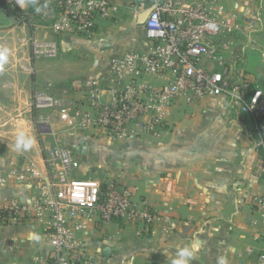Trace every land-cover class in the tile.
Segmentation results:
<instances>
[{"label": "crops", "instance_id": "1", "mask_svg": "<svg viewBox=\"0 0 264 264\" xmlns=\"http://www.w3.org/2000/svg\"><path fill=\"white\" fill-rule=\"evenodd\" d=\"M220 1L238 28L216 39L221 65L208 59L202 65L215 70L223 67L230 75L242 70L251 87L264 93V0ZM119 8L118 13L124 15L128 5ZM120 21L122 30H112L99 46L114 45L113 49L101 48L100 57L84 76H102L108 54L148 48L149 42L138 32L140 25L129 15ZM104 25L114 26L110 20ZM54 36L63 43L88 35ZM2 70H6L2 84L19 86V78L24 82L16 74L17 64ZM84 79L72 81L70 91L63 90L79 104L85 100L82 90L75 87ZM168 123L160 136L142 134L146 137L140 141H131L138 136L110 141L97 130L57 134L79 161L72 178L117 180L134 188L135 196L144 197L158 214L146 229L120 221L103 223L96 216L86 220L81 238L89 264H168L178 246L194 240L201 247L192 264H216L221 255L228 264H259L264 224L253 199L264 187L258 174L260 156L253 149L252 116L241 113L226 96L207 95L195 103L175 99ZM13 146L0 145V205L10 200L29 204L49 178L39 144L33 141L26 151H14ZM50 254L46 230L36 220L0 225V264H50Z\"/></svg>", "mask_w": 264, "mask_h": 264}, {"label": "built area", "instance_id": "2", "mask_svg": "<svg viewBox=\"0 0 264 264\" xmlns=\"http://www.w3.org/2000/svg\"><path fill=\"white\" fill-rule=\"evenodd\" d=\"M11 17L23 25L45 24L55 35H92L99 20L114 17L120 5H128L130 17L148 10L144 51L128 48L115 56L102 76L86 77L81 86L89 109L80 107L67 91L54 95L35 90L32 107L50 110L49 118L70 129L99 131L108 140L130 139L147 134L158 137L169 127V109L178 98L195 103L207 95L226 96L238 110L253 119V149L260 156L258 174L264 187V93L251 84L242 70L235 75L225 68L207 69L204 59L222 58L216 53L219 35L238 28L220 0H1ZM47 3V8L43 5ZM43 10L35 11L36 7ZM35 57H55L56 41L33 39ZM221 65V64H220ZM152 79L161 80L156 85ZM48 181L29 204L10 200L0 205V225L33 219L46 230L51 246L50 264H89L81 238L92 216L103 223L120 221L148 228L158 214L135 189L117 180L76 179L79 166L73 151L54 145L45 151ZM31 169V168H30ZM32 171V170H30ZM264 224V188L253 199ZM264 241V235H262ZM257 261L264 264V246Z\"/></svg>", "mask_w": 264, "mask_h": 264}, {"label": "rangeland", "instance_id": "3", "mask_svg": "<svg viewBox=\"0 0 264 264\" xmlns=\"http://www.w3.org/2000/svg\"><path fill=\"white\" fill-rule=\"evenodd\" d=\"M120 13L115 14L112 19L99 20L95 34L84 36L76 41L61 43L58 36H54L55 34L47 25L37 22H35L36 26L23 25L15 21L8 12L0 11V52L7 50V62L0 63V79H5L2 75L6 70L2 68L6 65L10 68V65L14 63L17 64V76L24 79L23 82L19 78L21 84L19 86H6L0 82V145L15 143L17 135L24 132L35 142V145L39 144L44 157L45 149L62 145L57 139L59 132L77 131L64 126L59 121H52L49 118L50 110H35L32 107L33 92L41 90L59 95L64 89H70L72 81L91 76L84 75L92 69L95 58L100 57L99 55L103 52L101 48L111 51L114 45L106 44L101 48L99 46L113 32L112 30L117 32L122 30L120 20L124 15L130 16L129 6L127 13L124 15ZM108 20L114 25L112 28L104 25ZM140 26L138 32L144 35V29ZM33 39L40 42L56 41L59 45L58 54L55 57H35ZM113 57L115 55L108 54L106 65ZM9 73L11 74L10 70L8 75ZM151 82L160 84L155 79ZM79 106L85 109L90 108L87 101L80 103ZM145 137L141 135L131 141H140Z\"/></svg>", "mask_w": 264, "mask_h": 264}, {"label": "clouds", "instance_id": "4", "mask_svg": "<svg viewBox=\"0 0 264 264\" xmlns=\"http://www.w3.org/2000/svg\"><path fill=\"white\" fill-rule=\"evenodd\" d=\"M47 3L43 5V8H47ZM41 7H36L35 11L37 13L42 12ZM7 62V50L0 52V63ZM33 140L24 132H20L15 140L13 150L14 151H26L32 147ZM200 242L194 240L190 243L184 244L183 246H178L174 253L171 254V259L168 261V264H192L193 259L200 252ZM216 264H228L226 256H218Z\"/></svg>", "mask_w": 264, "mask_h": 264}, {"label": "water", "instance_id": "5", "mask_svg": "<svg viewBox=\"0 0 264 264\" xmlns=\"http://www.w3.org/2000/svg\"><path fill=\"white\" fill-rule=\"evenodd\" d=\"M148 10L143 11L142 13H140V15L137 17L136 19V23L138 25H142L144 23V20L146 18V16L148 15ZM81 151L84 152V149L81 148ZM106 251V249H104L102 252L104 253Z\"/></svg>", "mask_w": 264, "mask_h": 264}, {"label": "trees", "instance_id": "6", "mask_svg": "<svg viewBox=\"0 0 264 264\" xmlns=\"http://www.w3.org/2000/svg\"><path fill=\"white\" fill-rule=\"evenodd\" d=\"M0 11H3V12H8V8L2 3V1L0 0ZM253 88L251 87V84L249 85V91L252 90Z\"/></svg>", "mask_w": 264, "mask_h": 264}]
</instances>
